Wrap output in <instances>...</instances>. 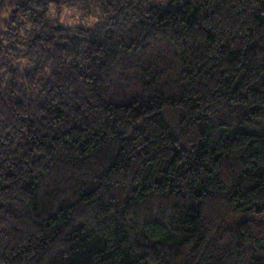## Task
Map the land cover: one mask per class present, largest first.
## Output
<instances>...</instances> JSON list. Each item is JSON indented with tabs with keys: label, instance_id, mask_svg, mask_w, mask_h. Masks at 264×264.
Returning <instances> with one entry per match:
<instances>
[{
	"label": "trees",
	"instance_id": "trees-1",
	"mask_svg": "<svg viewBox=\"0 0 264 264\" xmlns=\"http://www.w3.org/2000/svg\"><path fill=\"white\" fill-rule=\"evenodd\" d=\"M261 126L264 0H0V264H264Z\"/></svg>",
	"mask_w": 264,
	"mask_h": 264
},
{
	"label": "rangeland",
	"instance_id": "rangeland-1",
	"mask_svg": "<svg viewBox=\"0 0 264 264\" xmlns=\"http://www.w3.org/2000/svg\"><path fill=\"white\" fill-rule=\"evenodd\" d=\"M79 16L77 14H75L72 10L66 9L63 12V15L61 17V24L65 25V26H75V25H80L83 22L80 21V19L78 18ZM165 119L167 120V122L169 123V125L171 126L172 130L175 132H179L180 131V114L178 111L174 110V109H167L165 110ZM257 130H259V132H264V127H257ZM221 218L220 220L217 221V230H221L220 226L224 229V228H228L229 225L232 223V219L230 217V215L228 216L227 214H221ZM255 224L260 225L261 223H264V217L259 218V219H255L254 220Z\"/></svg>",
	"mask_w": 264,
	"mask_h": 264
},
{
	"label": "clouds",
	"instance_id": "clouds-1",
	"mask_svg": "<svg viewBox=\"0 0 264 264\" xmlns=\"http://www.w3.org/2000/svg\"><path fill=\"white\" fill-rule=\"evenodd\" d=\"M12 7H15V5H12V6H6L2 12V14L4 16H7L9 14V12L11 11Z\"/></svg>",
	"mask_w": 264,
	"mask_h": 264
}]
</instances>
